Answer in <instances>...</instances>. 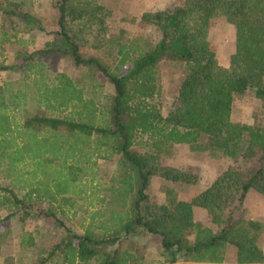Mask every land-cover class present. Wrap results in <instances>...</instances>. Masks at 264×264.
Returning <instances> with one entry per match:
<instances>
[{"label":"trees","instance_id":"1","mask_svg":"<svg viewBox=\"0 0 264 264\" xmlns=\"http://www.w3.org/2000/svg\"><path fill=\"white\" fill-rule=\"evenodd\" d=\"M51 2L57 9L55 37L43 48L22 50L20 62L0 61V70L19 74L0 82V169L13 183L0 184V207L9 210L0 214V257L5 223L14 214L31 213L38 200L71 208L78 199H88L85 186H93L97 159L118 155L120 173L103 188L109 196L96 197L116 208L90 212L84 232L66 224L53 206L45 210L64 232L36 264H147L137 254L142 236L160 238L161 258L155 264H174L179 253L200 262H222L230 245L238 263L264 264L258 242L264 223L235 217L248 191L264 193V121L232 118L235 95L248 89L262 100L264 116V0H187L146 11L142 20L159 28L160 39L119 43L117 52H108L112 64L82 50L89 43L105 45L100 38L110 14L106 5L98 0ZM221 15L236 28L228 67L219 62L208 38L212 18ZM0 18L10 22L8 30L0 31L2 45L18 33L46 29L44 19L21 0H0ZM48 55L69 56L76 66L89 69L91 82L97 75L105 77L113 92L97 100L85 82L52 72L44 61ZM162 59L183 64L178 95L167 114L159 99L157 66ZM31 103L34 110L28 109ZM145 135L148 155L134 148ZM179 143L215 156L241 157L246 166L224 169L190 200L170 189L166 202L156 203L150 193L153 175L197 181L194 173L157 163L158 156ZM15 188L26 189L25 194L19 196ZM194 207L205 208L211 224L196 221ZM34 241L30 235L21 242Z\"/></svg>","mask_w":264,"mask_h":264},{"label":"rangeland","instance_id":"2","mask_svg":"<svg viewBox=\"0 0 264 264\" xmlns=\"http://www.w3.org/2000/svg\"><path fill=\"white\" fill-rule=\"evenodd\" d=\"M34 13L41 16L46 24L45 30H35L33 32L18 33L17 38L13 41L4 40L0 44V61L6 64L20 62L18 57L22 50L33 51L43 48L46 42L55 37V32L59 29L57 24V9L53 6L52 0H21ZM106 5L110 10L106 22V31L100 39L105 43L98 48L93 43L86 44L82 47L85 53L97 55L106 63L112 64L113 55L108 52H117V45L135 40L136 37L149 40L152 43L157 42L161 33L159 28L154 24H149L142 20V15L146 11H155L160 9L174 8L177 5L184 4L187 0H98ZM10 22L0 18V31L8 30ZM210 44L215 50L216 55L227 52L228 44L231 48L236 49V28L229 22L225 16H216L212 18L208 35ZM231 39V41H230ZM90 40H93L92 38ZM112 41L116 43L109 45ZM230 50V49H229ZM224 51V52H223ZM231 60V58H230ZM44 61L50 65L52 72H64L82 85L86 83V90L89 93H95L97 100H106V94L113 92L112 85L101 75L98 80L87 76L89 69L86 67L76 66L73 60L66 55L47 56ZM220 62V61H219ZM230 65V64H229ZM228 65V66H229ZM225 66V65H224ZM226 66V67H228ZM162 93L160 101L162 111L167 114L176 96L183 78V64L174 61L162 59L157 66ZM19 74L11 69L0 70V82L5 80H15ZM97 83V84H96ZM100 83V85H98ZM101 84H103L101 86ZM29 110H34L33 104H29ZM232 118L236 121L247 123H260L264 121L262 100L255 94V91L248 89L243 93L235 95ZM147 136H141L137 139L134 148L142 154H150V146L146 143ZM119 156L104 159L98 158L97 164L94 165L92 177L95 178L93 186H85L89 190L88 199H78L71 208L62 207L58 202L49 200L35 201L31 213L14 214L6 223V235L2 241V254L0 264H36L38 260L47 254L48 249L63 235L61 224L56 222L52 216H47L45 210L50 207L57 211L58 216L63 218L66 224L72 226L75 230L84 232L91 220L90 212L100 209L104 211L116 208L112 203H98V196H109V192L103 188H109L112 184L111 179L120 173L118 168ZM157 163L160 167L173 166L187 172L194 173L198 176L194 183L176 182L162 177L159 173L152 176L150 183V193L152 200L156 203H165L168 191L173 189L178 198L191 199L194 193L205 189L212 181L224 170L229 167L245 168L246 162L240 157L233 159L223 155H213L209 151L193 150L188 143L173 144L166 153L157 157ZM0 169V184H12ZM218 174V175H217ZM83 182H86L84 180ZM85 185L87 183H84ZM26 189L15 188L19 196L25 194ZM96 191V192H94ZM84 194V193H83ZM95 196V197H94ZM94 197V198H92ZM190 197V198H189ZM242 207L235 210V217L246 219H257L264 223V193L251 189L247 195ZM67 208V209H66ZM61 209H65L62 214ZM252 209L256 211L257 216H252ZM9 212L6 208L0 207V214L5 215ZM194 219L202 221L205 224H211L210 215L203 207H196L194 210ZM32 235L34 245L23 244L22 237ZM192 235L190 236V239ZM258 242L264 250V230L260 234ZM139 249L137 254L143 255V260L147 264H155L161 258L160 238L153 236H142L138 242ZM232 261L227 264L235 263L236 250L230 245ZM234 260V261H233ZM237 261V260H236ZM74 264H86L76 261ZM168 264V263H167ZM247 264V263H239Z\"/></svg>","mask_w":264,"mask_h":264},{"label":"crops","instance_id":"3","mask_svg":"<svg viewBox=\"0 0 264 264\" xmlns=\"http://www.w3.org/2000/svg\"><path fill=\"white\" fill-rule=\"evenodd\" d=\"M230 41H231V39H230ZM230 49V50H229ZM224 52V51H223ZM234 52V48L232 49L231 48V45L230 44H228V46H227V52L225 51L223 54L221 53V55L220 54H218V59H219V61H220V63L222 64V65H225V66H228L229 64H230V58H231V55H232V53ZM218 175V174H217ZM200 192V191H199ZM198 193V192H197ZM249 193H251V190L250 191H248V193H247V195L249 194ZM196 193H194L191 197H193L194 195H195ZM247 195L245 196V198L247 197ZM190 198V197H189ZM245 198H244V200H245ZM182 199H185V198H182ZM185 200H190V199H188V198H186ZM244 200H243V202H244ZM242 202V203H243ZM242 207V204L241 205H239V208H241ZM195 208L196 207H194V210H195ZM253 211H252V216H257V214H256V211L254 210V209H252ZM261 218H263L264 219V217H261ZM194 240V238H193V236H192V238L190 239V241H193ZM229 249H230V246L228 247V251H227V254H226V258L224 259V261H222V262H200V261H196V260H193V259H190L189 257H187L185 254H183V253H179L178 254V258H177V261L174 263V264H227L229 261H232V258H231V253L229 252ZM234 261V260H233ZM235 263H238L237 261H236V258H235ZM165 264H167V263H165ZM239 264V263H238Z\"/></svg>","mask_w":264,"mask_h":264}]
</instances>
